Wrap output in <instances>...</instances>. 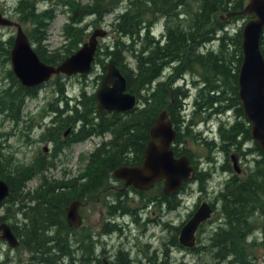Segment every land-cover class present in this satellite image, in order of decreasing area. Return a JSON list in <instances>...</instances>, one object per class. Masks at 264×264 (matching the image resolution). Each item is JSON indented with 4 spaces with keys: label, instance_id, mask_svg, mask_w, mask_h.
Here are the masks:
<instances>
[{
    "label": "trees",
    "instance_id": "obj_1",
    "mask_svg": "<svg viewBox=\"0 0 264 264\" xmlns=\"http://www.w3.org/2000/svg\"><path fill=\"white\" fill-rule=\"evenodd\" d=\"M46 1H52L54 5L59 2L60 9L66 13L67 22L62 26L65 43L57 49H47L42 42L47 25L54 17L52 7L38 11L35 0H17L13 8L17 15L15 21L28 24L25 35L38 58L46 64L56 65L83 43L88 25L84 22L86 17H90V24L98 25L107 14H112L108 22L109 41L98 44L92 63L102 66L111 59L121 70L125 89L135 96L137 105L122 113L98 112L94 90L88 91L84 81L78 82L77 93L70 96L65 91V81L59 79L66 75H54V100L47 103L48 121L38 137L52 143L49 153L44 155L41 149L26 164L14 162L10 157L7 159L8 152L1 140L6 132L0 131V179L9 187L8 196L0 202V222L7 221L18 240L12 250L25 253V257H14V264H104L101 259L105 248L97 245L96 233L82 225L70 226L65 220V208L74 200L83 203L110 196L111 201L116 198V204L106 208V214L114 217L136 212L128 207L124 192L115 194L110 182L114 169L140 162L149 138V127L161 110L166 111L177 130L172 146L174 156L185 154L192 161L194 157L184 141L196 142L197 134L200 136L201 133L197 131L198 124L210 120L213 114L223 116L227 109L235 112L234 123H220L218 144L214 140L205 144L225 155L221 169H228L229 150L243 154L240 149L245 148L242 145L249 137V126L236 97L241 27L233 29L231 24L250 17L240 13L247 0H89L85 3L80 0H41ZM158 27L161 36L156 38ZM12 40L13 36L0 39V65L5 66L3 72L8 79L7 84L0 85V115L2 120L7 119L16 126L22 120L25 99L35 96L37 87L21 85L10 64L8 67ZM259 48L264 57L263 35ZM127 57L132 59V67L127 65ZM75 75L85 77L84 74ZM101 75L95 76V88ZM186 84L194 90V98L192 111L186 112L189 119L183 121L181 113L190 90ZM60 100L61 109L56 106ZM66 130L70 132L64 137L62 133ZM105 134L107 138L101 139L87 155L79 174L65 178L63 170L59 177L48 175V170L54 167L55 157L65 147L68 149L73 143ZM253 146L258 157L247 165L243 174L231 172L218 192L223 221L214 227L204 249L211 264L256 262L254 248L260 243L259 235H264V152ZM210 173L208 169H195L191 180H196L199 191L206 190L204 186ZM34 178L37 182L30 189L28 182ZM188 182L180 184L179 193ZM161 184L157 182L151 190L153 194L160 192L161 201L156 200L155 195H148V191L134 188L130 191L135 192L134 197L141 207L151 200H156L157 206L164 205L166 210L184 203L179 200V193H162ZM108 193L114 197L107 196ZM116 227L118 229L117 225L106 222L103 231L109 233ZM255 231L258 234L253 235ZM173 233L171 245L181 248L174 237L176 230ZM9 249L0 239V264L11 260ZM193 249L187 248V251ZM116 252L115 258L107 260V264H140L138 261L147 257L142 253L140 259L131 258L125 249Z\"/></svg>",
    "mask_w": 264,
    "mask_h": 264
},
{
    "label": "rangeland",
    "instance_id": "obj_2",
    "mask_svg": "<svg viewBox=\"0 0 264 264\" xmlns=\"http://www.w3.org/2000/svg\"><path fill=\"white\" fill-rule=\"evenodd\" d=\"M16 1L17 0H0V11H2L7 17H9L11 20L14 21L16 20V16H17L13 9L15 7ZM35 1H36L35 7L38 11L43 8H49V7L53 8L54 17L47 25V28L45 30L46 37L42 42L46 45L47 49L50 50L57 49L62 43L63 44L65 43L62 33V26L67 22L66 13L63 12V8L60 9L61 6H59L60 4L59 2H57V4L54 5V2L52 1L49 2L47 1L41 2V0H35ZM88 1L89 0H80V2L82 3ZM111 17L112 14H107L104 17L103 23H99L98 25L90 24V17H86L84 22L88 23V25L86 27V35L84 41L87 40L90 32L94 28H103L106 30V33L103 37H97V42H98L97 45L99 43L101 44L108 43L109 34H110L109 32L110 27L108 26V22L111 20ZM243 21L244 19H237L233 21V23L231 24L232 28L233 29L240 28L243 24ZM160 24H162V21H160ZM20 26L24 31H27V29L29 28L28 24L26 23H20ZM14 31L15 29L13 27L11 28L9 26L8 27L0 26V39H5L8 36H13ZM160 31L161 29H159L158 27L156 32H160ZM263 36H264V30H263ZM126 59H127V65L129 67H132L133 66L132 59L128 57ZM8 67H9V63H8ZM3 71H5V66L3 67L0 65V85L2 83L3 85L4 83L6 84L8 83V79L5 77ZM96 74H103L101 71V64L99 65L94 64L92 66V69H90L88 73L84 74L85 75L84 78L73 75V76H67L68 78L66 76L64 77L59 76V79L65 81V91L67 92L68 95L73 96L77 93L78 82L81 81L85 82L86 89L88 91L95 90L94 79ZM53 76L54 75H52V77L48 81H44L42 84L33 86V87H37L36 95L31 98L29 97L25 99L24 106L22 107V116H21L22 120L18 122L16 126L12 125L7 119L2 120V116L0 115V131L3 133L6 132L4 134L6 136V137L4 136L5 139H3L4 138L3 137L1 138V140L3 142V145L6 147L5 148L6 151L8 152L7 159H9L10 157L12 161L14 160V162H19V163L22 162L26 164L36 155L37 151L41 152V149H44L45 147L46 150L44 151L45 153L44 155H47L49 153L48 151L51 149L52 143L49 142L48 140L47 141L39 140L38 137L43 131L44 124L48 121L49 111L47 110V103L48 104L49 102L53 103L54 100L53 86H52ZM3 78L6 79V82ZM49 81L51 83H49ZM193 94H194V90L190 89L188 91V96L185 97L187 98L186 100L187 103L185 107L187 112L192 107L191 99L194 98ZM198 118L201 119L200 115ZM216 118H219V116H217V114H213L212 116H210L209 118L210 121H208L206 125L201 123L199 124L198 130L200 129L203 130L204 127H210L213 132L212 134L213 135L215 134L214 142L218 144L219 138H218V134H216L217 131L215 133V128L218 127L221 121L218 123V119ZM230 121L232 122L233 119H231ZM198 136L199 134H197V137L195 138L196 142L190 140L184 141V143L187 142L185 145L189 149L191 155L196 160L201 161V163H203V165L206 167L205 169H207L208 165L211 166L213 163L217 164L214 168V174H212V177L209 179L210 182H208L204 186V188L206 189L205 194H203L204 190H202L203 192H201L203 195L201 193L200 194L197 193V191L193 192L192 195H190L188 198H185L183 200L185 204L182 203L181 204L182 206L178 211L172 210L165 212L164 205L159 204L161 209V215L155 216L149 213L150 208L152 206L151 207L144 206L143 211L138 210L141 209L142 207L140 206L141 204L137 202V199L134 197L133 192L131 191L125 192L124 195L126 198H128V204H127L128 207L131 209L136 208L138 210V213L142 215L141 220H143L144 218L148 219V215H149L150 218L153 219L156 218L155 219L156 222H153V224L145 225L143 223L144 220L143 222L132 221L131 217H134L135 212L125 216L124 215L119 216L120 224L122 227L119 229V231H117V233L112 232L109 236L106 235V237L97 236L94 234V238L98 237L95 238L97 243L99 242V244L97 245L105 248V252H104L105 255L102 257V260L105 258L106 261L107 260L111 261L113 258H115V254L117 253L116 251L118 249H125L129 251L131 258H136V259H140V257H143L142 253H146L149 262L152 261H155L156 263L162 262V264L165 263L166 264H211V262L208 260V255L206 253L207 250L204 249L208 245L206 241L207 238L210 236L211 232L213 231L214 227H216L219 223L223 221L222 218L218 215V212L212 211V213L209 216V220H207L205 223L202 224V226H200L197 239L194 243L195 249L191 250L190 252L184 250V252H186L185 254H182V252L177 251L179 249L176 247H170L171 238L173 237L174 233H173V229L169 228L166 225V223H168L170 226L180 225V223L185 218L184 215L187 213V212L185 213L186 210L183 207L186 205L190 209L191 205L193 204L194 200H196L198 195L203 197L208 196L210 200L217 201L216 202L217 204L220 203V201L215 198L216 197L215 195H217L218 192L222 190V187L226 180L227 174L226 173L220 174L219 172L220 169L218 168L223 163V158L225 157V155L223 154V152H220V150H214L215 148H212V146L209 147V145L207 146L205 144L210 142L209 140L210 137L208 136H212V135L209 134L208 136H206V134H204V132L201 131L199 136L201 137V139L198 138ZM204 137L205 139H207L206 141L202 140L204 139ZM102 138L104 139L107 138V135L105 134L102 137H91L90 139L73 143L71 146L68 147V149L62 151L58 156L55 157L54 167L48 170V175L51 177H59L61 173H63L62 172L63 170L65 171V175H64L65 178L79 174L83 169L85 158L94 149V147L97 146V144L100 142ZM232 151L234 152V150L228 151L227 159L229 155H233L234 157ZM206 159L208 161H205ZM209 161L210 162L213 161V162L210 163ZM250 164H251L250 161L246 162V165H250ZM191 179L192 177L189 180H187V182L191 181ZM36 182L37 180L34 178L33 180H30L28 182L27 186L31 189L36 184ZM183 192L186 193V191L184 190ZM108 197L104 198L103 201L99 197L98 201L94 199H89L83 203L81 202V205L78 206L77 209L78 213L81 216L80 225L86 228H90L91 232L94 233L97 232L99 228V224H101L102 222V219L109 218V215L105 213L107 210L104 204V203L107 204L109 202ZM131 198H134L136 200H130ZM112 219L115 220L114 217H112ZM257 229L260 230L259 228ZM152 232L156 233L154 234V237L151 236ZM256 232L257 231H255L253 235L258 234ZM204 234L205 236H203ZM258 240H259L258 242L260 243H258V245H256V247L254 248V255L256 256L255 264H264V235L259 236ZM148 242L150 243L149 244L150 247L147 249L145 247V244ZM154 248L156 250H153ZM167 248H169V250H167ZM9 250L10 251H8V256L11 258V260L7 261L8 260L7 259L5 261V264H14L15 261L14 257H17V255H21L25 257V253L24 252L21 253L20 250L19 252H16L12 249ZM168 253L170 255L169 258L166 257ZM165 259H168L167 262L165 261ZM138 262H140V260ZM221 263L224 264V262ZM146 264H148V262H146Z\"/></svg>",
    "mask_w": 264,
    "mask_h": 264
},
{
    "label": "water",
    "instance_id": "obj_3",
    "mask_svg": "<svg viewBox=\"0 0 264 264\" xmlns=\"http://www.w3.org/2000/svg\"><path fill=\"white\" fill-rule=\"evenodd\" d=\"M240 13L250 15L240 28L241 61L236 79V97L241 113L248 122L249 135L258 149L264 152V57L259 49V40L264 30V0H247ZM14 24L0 13V26ZM9 49V63L13 75L24 87H33L47 81L51 75L74 73L85 74L90 69V61L95 50L97 37H103L106 30L94 28L86 41L79 45L72 54L56 65L42 62L19 24ZM105 73L100 78L94 92L97 111L122 112L132 108L136 98L125 89V79L112 60L103 66ZM175 130L161 110L149 127V138L146 141L142 157L138 164L119 166L114 170L116 177L124 185L146 189L154 182L161 181L163 193L169 194L194 173L189 158L185 154L174 156L172 146ZM233 169L238 172L236 160L230 155ZM8 194V187L0 179V201ZM80 201H71L65 208V220L76 227L81 218L78 214ZM209 206L201 202L193 214L180 226L178 242L191 247L194 243V231L198 224L208 216ZM208 218V217H207ZM0 239L10 248L18 245L10 227L0 223Z\"/></svg>",
    "mask_w": 264,
    "mask_h": 264
},
{
    "label": "bare ground",
    "instance_id": "obj_4",
    "mask_svg": "<svg viewBox=\"0 0 264 264\" xmlns=\"http://www.w3.org/2000/svg\"><path fill=\"white\" fill-rule=\"evenodd\" d=\"M122 7V6H121ZM112 19V18H111ZM158 22V21H157ZM157 25V24H156ZM154 30V29H153ZM153 33H154V31H153ZM159 33H161V32H156L155 33V35L157 36V37H159V36H161ZM26 36V35H25ZM26 38H27V36H26ZM28 40V39H27ZM28 42H29V40H28ZM97 43L98 42H96V44H95V50H94V53H93V56H92V60L90 61V69H92V66H93V64L94 63H92L93 62V58H94V54H95V52H96V49H97ZM29 44L31 45V43L29 42ZM259 44H260V40H259ZM31 47H32V45H31ZM33 49V48H32ZM260 49V48H259ZM109 60H111V59H109ZM107 62V61H106ZM105 62V63H106ZM104 63V64H105ZM10 64V63H9ZM103 64V65H104ZM102 65V66H103ZM101 66V68L104 70V72H103V74L105 73V69L103 68ZM117 66V65H116ZM89 69V70H90ZM101 69V70H102ZM92 71V70H91ZM121 71V70H120ZM88 73V72H87ZM75 74H77V73H74V74H71V75H66V76H72V75H75ZM92 74V73H91ZM102 74V75H103ZM57 75V74H56ZM102 75H101V77H102ZM96 76H97V74H96ZM52 77V75L49 77V79ZM4 79V78H3ZM48 79V80H49ZM5 80V82H6V79H4ZM47 80V81H48ZM3 84V83H2ZM42 84V83H41ZM99 84V83H98ZM97 87H98V85H97ZM96 87V88H97ZM185 87L186 88H189L188 87V84H186L185 85ZM190 87H192L191 85H190ZM96 88H95V90H96ZM190 89V88H189ZM95 90L93 91V92H95ZM191 99V98H190ZM193 99V98H192ZM192 99H191V101H192ZM190 101V100H189ZM187 102L186 101H184V104H186ZM137 104H136V101H135V104L132 106V108L131 109H133L135 106H136ZM56 106L59 108V109H61L62 108V100H60L59 102H58V104H56ZM186 105L184 106V108H183V110H182V117H183V121H186V119L188 118L189 119V116L190 115H188L186 112ZM189 108V107H188ZM192 108V107H191ZM131 109H129V110H131ZM191 111H192V109H190ZM190 110H188V112L190 111ZM194 110V109H193ZM102 111H105V110H102ZM98 112H101V111H98ZM105 112H112V111H105ZM122 112H125V111H122ZM122 112H120V113H122ZM166 112V111H165ZM232 112H233V110H231V109H227V110H225V113L226 114H223V116H220V115H218L219 116V118H216V119H218V123L220 122L221 123V125L223 124V125H226V123H228L229 121V119L231 118V116H235L234 114L232 115ZM221 114V113H220ZM193 115V114H192ZM168 117V116H167ZM169 118V117H168ZM170 119V118H169ZM171 121V120H170ZM208 121H210V120H208ZM208 121H206V122H200L201 124H205L206 125V123L208 122ZM215 121H217V120H215ZM228 121V122H227ZM16 122V121H15ZM212 122V121H211ZM47 123V122H46ZM45 123V124H46ZM199 123V124H200ZM213 123V122H212ZM220 123H219V125H220ZM11 124H13V123H11ZM16 124V123H15ZM14 124V125H15ZM44 124V125H45ZM199 124H198V127H199ZM218 125V126H219ZM171 126H172V128L174 129V127H173V124H172V122H171ZM227 126H228V124H227ZM11 127V126H10ZM196 128H197V125H196ZM175 130V129H174ZM177 131V130H176ZM176 131H175V137H176ZM197 131H199V132H201V131H203L204 132V134H206V136H208L209 134L210 135H212V136H208V137H210V139L209 140H214V135L212 134L213 132H212V129L210 128V127H204V129L202 130V129H200V130H198V128H197ZM216 131L218 132V127H216L215 128V133H216ZM69 130H66L65 132H63L62 134H63V136L64 137H66L68 134H69ZM217 134V133H216ZM7 135H8V133H7ZM205 136V135H204ZM205 138V137H204ZM207 138V137H206ZM219 138V137H218ZM102 139H104V138H102ZM200 139H201V137H200ZM25 142V141H24ZM243 143V142H242ZM175 144V143H174ZM98 145V144H97ZM245 145H248L247 143L246 144H243L242 146H244V147H247V146H245ZM215 148V147H214ZM250 148V147H249ZM65 149H66V147H65ZM64 149V150H65ZM44 151L46 150V147L43 149ZM256 154V153H255ZM189 157V156H188ZM253 157V156H252ZM207 158V157H206ZM213 158V157H212ZM220 158V157H219ZM246 158V157H245ZM216 159V158H215ZM191 160V159H190ZM196 160V159H195ZM213 160V159H212ZM255 160V159H254ZM205 161H208L207 159L205 160ZM210 162V161H209ZM213 162V161H212ZM212 162H210V163H212ZM252 162V161H251ZM196 163H197V169L198 170H200V169H202V170H205L206 171V167L203 165V163H201V161H199V160H196ZM194 164H195V162H194ZM193 165V164H192ZM217 164H215V163H213L211 166L210 165H208L207 166V169L208 170H211V173H210V175H209V177L206 179V182H205V184H207L208 182H210V178L212 177V174H214V168H215V166H216ZM122 166V165H121ZM231 166V165H230ZM195 167H196V165H195ZM247 167V166H246ZM219 169H220V174H224V173H226L227 174V176H226V180L227 179H229V177H230V174H229V170H227V169H221L220 168V166L218 167ZM115 170V169H114ZM244 170V169H243ZM114 172V171H113ZM244 173V172H243ZM217 174V173H216ZM238 175H239V173H238ZM241 175V174H240ZM224 176V175H223ZM113 179H112V181L110 182V188L114 191V189L112 188V186H114L115 184H114V182H117L120 178H118V177H116L115 176V174L113 173V177H112ZM122 180V179H121ZM123 181V180H122ZM224 181V180H223ZM157 182H160V181H156V182H154L150 187H148V188H146V189H138V188H135V187H133V186H131V188H134V189H136V190H138V191H146V190H150L151 188H153V186L157 183ZM5 184L7 185V183L5 182ZM222 185V184H221ZM161 186H162V184H161ZM7 187H8V185H7ZM128 187V186H127ZM180 187V186H179ZM179 187L177 188V189H175L173 192H171V193H169V194H165V195H172V194H175V193H179V191H180V189H179ZM156 189V188H155ZM200 189V188H199ZM161 190H162V187H161ZM160 190V191H161ZM202 190H204V189H202ZM199 191L198 189H197V185H196V180L195 179H193V180H191V181H189L187 184H186V186H185V188H184V191H186V193H184V192H180L179 193V200L180 201H182V200H184L185 198H188L190 195H192L193 194V192H196L197 191V193H201V192H203V191ZM155 191H158L157 189L155 190ZM154 191V192H155ZM115 192V191H114ZM148 192H150V191H148ZM159 192V191H158ZM205 192L206 191H204L203 192V194H205ZM119 194V192H118V190L115 192V194ZM135 193V192H134ZM133 193V194H134ZM138 193V192H137ZM160 193V192H159ZM159 193H156V194H153V193H149L148 195H155V196H158V195H161V194H159ZM162 193H163V190H162ZM8 194H9V187H8ZM8 194L0 201V202H2L7 196H8ZM114 194V195H115ZM202 194V193H201ZM202 194V195H203ZM108 195H111V196H113L112 194H110V193H108L107 194V196ZM147 195V196H148ZM150 195V196H151ZM216 197L215 198H217L218 199V194L217 195H215ZM101 197H103V196H101ZM110 197V196H109ZM109 197H108V201H110V199H109ZM114 197V196H113ZM138 197V196H137ZM203 196H200V195H198L197 196V198H196V200H194V202L193 203H196L197 205H199L201 202H199V201H197V199H201ZM104 198V197H103ZM102 199V198H101ZM113 199V198H112ZM111 199V200H112ZM133 199V198H132ZM132 199H130V200H132ZM157 199L159 200V201H161L160 200V196H158L157 197ZM136 200V199H135ZM147 200V199H146ZM151 200V199H150ZM149 200V201H150ZM219 200V199H218ZM74 201H77V200H74ZM103 201V200H102ZM127 201H128V199H127ZM196 201V202H195ZM111 202V201H110ZM113 202H114V205L116 204V198H114V200H113ZM203 202H205V203H207L206 201H203ZM148 203V202H147ZM108 204V203H107ZM185 204V203H184ZM208 204V203H207ZM80 205H81V202H80ZM79 205V206H80ZM105 205H106V203H105ZM148 205H150V202L146 205V206H148ZM209 205V204H208ZM150 206H152V204L150 205ZM182 205H178L176 208H174V209H164L165 210V212L166 211H172V210H174V211H178V210H180V207H181ZM184 206V205H183ZM192 206V205H191ZM136 207V206H135ZM219 207V206H218ZM106 208H109V206H106ZM144 207H142L141 209H143ZM183 208H185V213L187 212L188 213V209H189V207L188 206H184ZM182 208V209H183ZM195 208V207H194ZM211 208V209H210ZM220 208L221 207H219V211H220ZM141 209H138V210H141ZM150 209H152V208H150ZM134 210H136V212H135V214H134V217H131L132 218V221H141V222H143V220L145 219H143V220H141V216L142 215H140V213H138V210L136 209V208H134ZM190 210V209H189ZM211 210H212V207L210 206L209 207V212H208V216L207 217H209V215H210V212H211ZM78 211V210H77ZM141 212V211H140ZM145 213V212H144ZM185 214L184 215V217L187 215L188 216V214ZM79 214V213H78ZM131 214V213H130ZM108 215V214H107ZM125 215H129V214H125ZM124 215V216H125ZM79 216H80V214H79ZM123 216V215H122ZM113 217V216H112ZM112 217L109 215V218L111 219V223L112 224H115V225H117L118 226V229H117V227H116V230H115V228H113V229H111L110 230V232L108 233V230H105V231H107V232H105V231H102L100 234H97V236H105L106 237V235H110L112 232H116L117 233V231H119V229L122 227L121 226V224H120V220H119V216H114V218H115V220L114 219H112ZM205 218L204 219V221L206 220V219H208V218ZM18 218V217H17ZM80 218H81V216H80ZM108 218V219H109ZM222 218V217H221ZM119 220V221H118ZM124 220V219H123ZM209 220V219H208ZM186 221V220H185ZM67 222V221H66ZM107 221H105L104 223H106ZM122 222V221H121ZM203 222V221H202ZM1 224H6V225H8L9 227H10V225L8 224V222L6 221V222H4V220H3V222H0ZM68 223V222H67ZM104 223H103V225H104ZM217 223H218V221H217ZM69 224V223H68ZM143 224V223H142ZM162 224V223H161ZM200 224V223H199ZM208 224V223H207ZM216 224V223H215ZM70 225V224H69ZM169 228H171V229H173V230H177L178 228L176 227V226H170L168 223L166 224ZM181 225V224H180ZM71 226V225H70ZM78 226H80V223L76 226V227H78ZM218 226V225H217ZM73 227V226H72ZM212 227V226H211ZM177 228V229H176ZM209 228V227H208ZM11 229V228H10ZM170 229V230H171ZM104 230V229H103ZM115 230V231H114ZM204 230V229H203ZM12 231V230H11ZM165 231V230H164ZM178 231V230H177ZM213 231H215V228L213 229ZM12 233H13V231H12ZM199 233V232H198ZM155 234V233H154ZM170 234V233H169ZM206 234V233H205ZM205 234L203 235V236H205ZM13 235H14V233H13ZM167 235V234H166ZM15 236V235H14ZM152 236V235H151ZM156 236V235H155ZM164 236V235H163ZM197 236V235H196ZM260 236V235H259ZM202 237V236H201ZM250 238V237H249ZM251 239V238H250ZM163 240V239H162ZM168 241V240H167ZM178 241V240H177ZM208 241V240H207ZM99 243V242H98ZM204 244V243H203ZM201 245V244H200ZM183 246V245H182ZM194 246V245H193ZM9 247V246H8ZM170 247H174L173 245H171ZM176 247V246H175ZM185 247V246H184ZM10 248V247H9ZM177 248V247H176ZM187 248H189V247H186V249ZM202 248V247H201ZM12 249V248H11ZM179 250H177V251H179V252H182V254H185L186 252H184V250L183 249H181V248H178ZM4 250H6V248L4 249ZM4 250H2L4 253H5V251ZM167 250H169V248H167ZM9 251V250H8ZM126 251V250H125ZM128 251V250H127ZM162 251V250H161ZM6 252H7V250H6ZM172 252V251H171ZM98 252H96V254H97ZM145 254V253H144ZM143 254V255H144ZM6 256H7V254H5ZM3 256V255H2ZM160 256V255H159ZM193 256V255H192ZM103 257V256H102ZM170 257V255H169V253H168V258ZM162 258V257H161ZM146 258L145 257H143L142 259H140V264H144L145 262H146V260H145ZM137 261V260H136ZM158 262V261H157ZM200 262V261H199ZM1 263V262H0ZM221 264H223V263H221ZM224 264H226V263H224Z\"/></svg>",
    "mask_w": 264,
    "mask_h": 264
},
{
    "label": "flooded vegetation",
    "instance_id": "obj_5",
    "mask_svg": "<svg viewBox=\"0 0 264 264\" xmlns=\"http://www.w3.org/2000/svg\"><path fill=\"white\" fill-rule=\"evenodd\" d=\"M0 13L2 14V15H4V16H6L2 11H0ZM7 17V16H6ZM9 18V17H8ZM10 19V18H9ZM11 20V19H10ZM14 24H12V25H9V27H13L15 30H16V25H15V23H17V24H19L17 21H14V20H11ZM3 27H6V26H3ZM8 27V26H7ZM22 29V28H21ZM22 32L25 34V31L22 29ZM14 33H15V31H14ZM13 36H14V34H13ZM235 112L233 111L232 112V115L234 114ZM235 115V114H234ZM235 118H236V115L235 116H231V118L228 120L229 121V123H234V121H235ZM231 119H233V121L231 122L230 120ZM249 131V130H248ZM249 137H250V135H249ZM245 138V140H244V143L246 144H248V145H245V146H247V147H245L244 149H240L241 150V152L243 153V154H241V153H238V152H233V154H234V158H235V160H236V164H237V169H238V172H236L234 169H233V167H232V164H231V160H230V155H229V157H228V159L226 160V162H228V169L227 170H229V169H231L230 170V172H229V174H231V172L233 173V174H238L239 173V175L240 174H243V172H245V166H247L246 165V162L247 161H254V159H256L257 157H258V155H257V151L254 149V146H253V144H254V142H253V140L251 139V137L250 138ZM255 145V144H254ZM252 149V150H250V148ZM256 153V154H255ZM253 156V157H252ZM246 157V158H245ZM190 161V164L192 165V167H193V170H194V172H195V169L197 168V163H196V160H195V158H193L192 159V161L191 160H189ZM223 161H225V159L223 158ZM194 162H195V164H194ZM133 165H135V164H133ZM195 165H196V167H195ZM231 165V166H230ZM123 166V165H122ZM126 166H130V165H126ZM244 169V170H243ZM194 174V173H193ZM161 182V181H160ZM114 186H112V188L115 190V192L118 190V192L119 193H122V192H124V194H125V192H127V191H130V189H131V186L130 185H127V186H125L124 185V182L121 180V179H119L117 182H114ZM151 190H152V188L150 189V190H146V191H150L151 192ZM145 191V192H146ZM152 193V192H151ZM160 194V193H159ZM158 196H162V195H158ZM157 196V197H158ZM157 197H156V200H157ZM217 199V198H216ZM156 200H151L150 201V204H152V209H150V212L149 213H151L152 215H155V216H158V215H161V209H160V206H157V204H156ZM218 200V199H217ZM96 201H98V198H96ZM111 201V200H110ZM108 202V204H106L105 206H111L112 204H114V202L113 201H111V202ZM197 201H199V202H203V201H206L209 205V207L211 206L212 207V210H211V212H210V214L212 213V211H216V212H218V215L220 216V217H222V214H221V212L219 211V207H220V203L219 204H217L216 202L217 201H213V200H210L209 198H208V196H204V197H202L201 199H197ZM196 202V201H195ZM105 204V203H104ZM197 204L196 203H193L192 204V206H191V208H190V210L188 211V216L186 215L185 216V218H184V220L180 223L181 225L185 222V220H187L192 214H193V212L196 210V208H197ZM219 206V207H218ZM195 207V208H194ZM211 209V208H210ZM141 211H143V209H141ZM151 215V216H152ZM210 216V215H209ZM160 217V216H159ZM148 218H149V220L148 219H144V224L146 225V224H152L153 222H156V218H150L149 217V215H148ZM208 219H209V217H208ZM208 219H206L205 221H203V222H200V224H198V226L196 227V230L194 231V243H195V241H196V239H197V236L196 235H198V232H199V229H200V226H202V224L203 223H205ZM105 221H107V222H111V219L109 218V219H102V222H101V224H99V228H98V231L97 232H102L103 231V229H104V225H103V222H105ZM181 225H178V227L180 228V226ZM177 227V226H176ZM177 227V228H178ZM176 228V229H177ZM179 228L176 230V236H174L175 237V239H177L178 240V232H179ZM102 230V231H101ZM97 232H95L96 233V235H97ZM156 234V233H155ZM151 235H152V237H154V233L152 232L151 233ZM194 243H193V245H194ZM149 242L148 243H146L145 244V247L148 249L150 246H149ZM180 245V244H179ZM191 246V247H189V248H191L192 249V247L193 248H195L194 246ZM180 247L183 249V250H187L186 249V247H184V246H182V245H180ZM153 250H156L155 248L153 249ZM98 256H99V254H97ZM100 257V256H99ZM102 260V259H101ZM146 260V262H148V259L146 258L145 259ZM103 263L104 264H107L106 263V259L104 258L103 260ZM146 262H145V264H146ZM148 264H155V263H152V262H148Z\"/></svg>",
    "mask_w": 264,
    "mask_h": 264
}]
</instances>
